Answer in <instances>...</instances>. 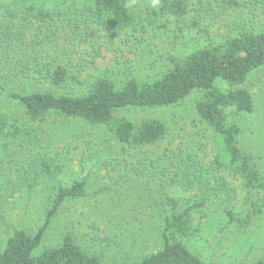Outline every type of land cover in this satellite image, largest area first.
Wrapping results in <instances>:
<instances>
[{"label": "rangeland", "instance_id": "obj_1", "mask_svg": "<svg viewBox=\"0 0 264 264\" xmlns=\"http://www.w3.org/2000/svg\"><path fill=\"white\" fill-rule=\"evenodd\" d=\"M0 2L11 4L20 17L17 22L27 19L21 28L25 43L36 46L38 41L49 49L63 45L66 52L60 58L72 65V75L77 79L76 83L68 80L59 89L20 79L0 84V115L21 130L35 133L38 139L29 140L21 133L19 138L0 142V252L14 230L34 235L44 224L57 190L79 182H84V197L62 204L47 225L37 254L58 246L65 235L83 252L98 256L104 263L130 262L157 251L158 243L149 228L158 226L160 220L152 210L171 215L186 209L187 201L201 197L167 180L173 171L169 166L179 159L173 155L192 154L205 165L213 162L212 135L195 112L203 93L195 91L171 107L114 112L115 119L125 118L135 127L146 120L164 125L163 139L143 151L119 144L110 126L56 115L32 123L12 93L52 90L58 95L82 96L90 83L100 78L110 79L117 88L128 78L140 85L150 83L171 70L172 60L181 61L204 47L222 45L245 23L259 30L264 13L247 8L229 10L206 28L208 23L195 18L191 10L183 19H176L161 11V0L155 8L152 0H125L127 6L132 5L128 6L132 26L107 31L76 16L77 10L91 7L90 0ZM187 2L190 5L196 0ZM38 13L58 17L48 16L42 21ZM65 19L79 23L78 29L73 33L71 27L60 30ZM215 85L222 91L229 88L224 83ZM241 87L252 96L254 110L236 114L228 108L227 123L240 128L239 146L264 177V66ZM41 159L49 164L51 173L42 172ZM166 167L169 170L160 177ZM218 176L233 189L232 198L222 205L240 223L229 222L223 212L225 206L211 199L202 210L191 212V236L176 241L204 264H254L264 257V192L246 188L239 176L226 172ZM167 199L174 200L176 206L167 204ZM128 222L134 224L131 230L136 234L126 232Z\"/></svg>", "mask_w": 264, "mask_h": 264}, {"label": "trees", "instance_id": "obj_2", "mask_svg": "<svg viewBox=\"0 0 264 264\" xmlns=\"http://www.w3.org/2000/svg\"><path fill=\"white\" fill-rule=\"evenodd\" d=\"M90 1L91 7L75 12L84 23L97 24L107 31L132 26L133 15L125 0ZM242 8L264 13V0H196L190 5L187 0H161V11L164 14L183 19L191 10L195 12V18L208 23L206 28L213 26L216 19L227 15L229 10ZM29 11L33 12L32 9ZM38 15L42 21H46L48 16L50 19L58 17L53 14ZM19 18L11 4L0 2V84L20 79L35 85L47 83L52 89H59L68 80L76 83L72 65L60 58L66 52L64 46L49 49L47 44L37 40L36 46H31L30 42L25 43L21 28L27 19L21 18L17 22ZM247 24L235 29L236 34L229 36L220 46H207L181 61L172 60L171 70L150 83L140 85L135 79L128 78L117 88L110 79L100 78L90 83L82 96L58 95L52 90L12 93L25 117L32 123L56 115L89 125L110 126L119 144L126 149L143 151L163 139L164 125L156 120H146L135 127L125 118L115 119L114 112L171 107L199 91L203 93V98L196 103L195 112L212 135L215 155L210 165L200 162L192 154L173 155L179 159L169 166L173 171L167 180L173 185H181L187 192L196 191L201 197L200 200L187 201L186 209L171 215L159 209L152 210L151 214L160 220L158 226L149 228L158 243L157 251L135 257L130 262L104 263L98 256L83 252L69 235H65L58 246L37 254L44 231L62 204L66 200L84 197V182H79L57 190L44 224L34 235L20 229L13 231L0 252V264H204L176 238L191 236V212L202 210L211 199L222 205L232 198L233 189L223 177L218 176L219 173L239 176L246 188L261 189L264 192V177L253 164L251 156L245 154L239 146L241 130L235 124H228L226 115L228 108L236 114H251L254 110L252 96L241 86L253 72L264 66V24L259 30ZM78 26L79 23L65 19L59 29L63 31L71 27L73 33ZM216 83H224L229 88L222 91ZM9 120L0 115V142L19 138L21 133L27 135L29 140H38L35 133L23 131ZM169 168H163L160 177ZM41 169L44 174L51 173L46 160L41 159ZM167 202L172 207L176 206L172 199H167ZM222 206H225L223 212L229 222L240 223L226 205ZM127 225L126 232H132L134 224L128 222ZM133 233L136 234L135 231ZM254 264H264V257Z\"/></svg>", "mask_w": 264, "mask_h": 264}, {"label": "clouds", "instance_id": "obj_3", "mask_svg": "<svg viewBox=\"0 0 264 264\" xmlns=\"http://www.w3.org/2000/svg\"><path fill=\"white\" fill-rule=\"evenodd\" d=\"M132 2L134 3V0H132ZM158 3H159V0H152V6H153L154 8L158 5ZM128 6L131 7L132 5L129 4Z\"/></svg>", "mask_w": 264, "mask_h": 264}]
</instances>
